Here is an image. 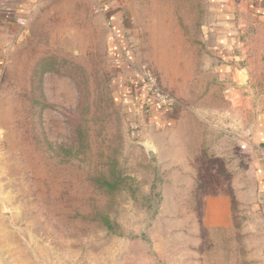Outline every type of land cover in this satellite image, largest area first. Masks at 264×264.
<instances>
[{
    "label": "rangeland",
    "instance_id": "1",
    "mask_svg": "<svg viewBox=\"0 0 264 264\" xmlns=\"http://www.w3.org/2000/svg\"><path fill=\"white\" fill-rule=\"evenodd\" d=\"M112 1L40 0L4 48L0 264H264L241 147L264 101L213 70L214 0ZM144 74L183 105L167 129L125 98ZM218 196L225 228L203 222Z\"/></svg>",
    "mask_w": 264,
    "mask_h": 264
},
{
    "label": "crops",
    "instance_id": "2",
    "mask_svg": "<svg viewBox=\"0 0 264 264\" xmlns=\"http://www.w3.org/2000/svg\"><path fill=\"white\" fill-rule=\"evenodd\" d=\"M40 0H0V74L3 52L18 20L25 22ZM113 5L112 0H106ZM214 15L207 30L209 55L216 57L213 70L219 77L229 78L237 85L252 88L254 97L264 101V0H214ZM113 27L124 30L117 14L110 18ZM115 19L116 22L113 20ZM138 76L126 78L125 98L136 110L145 113L144 126L164 130L182 118L183 105L163 109L147 98ZM260 90V91H259ZM244 149L251 157L254 194L264 212V106L256 114L246 138ZM211 214V216H210ZM231 206L227 196L208 197L204 203L203 222L208 227L230 225Z\"/></svg>",
    "mask_w": 264,
    "mask_h": 264
},
{
    "label": "built area",
    "instance_id": "3",
    "mask_svg": "<svg viewBox=\"0 0 264 264\" xmlns=\"http://www.w3.org/2000/svg\"><path fill=\"white\" fill-rule=\"evenodd\" d=\"M19 25L23 22L18 20ZM141 86L147 98L163 109H173L179 106L178 100L169 92L160 87L155 78L150 74H144L141 78ZM244 148L245 146H241Z\"/></svg>",
    "mask_w": 264,
    "mask_h": 264
},
{
    "label": "trees",
    "instance_id": "4",
    "mask_svg": "<svg viewBox=\"0 0 264 264\" xmlns=\"http://www.w3.org/2000/svg\"><path fill=\"white\" fill-rule=\"evenodd\" d=\"M100 183H102V184L105 185L106 187H109V186L112 185V184H110L109 182H107V181H105V180H103V181L100 182ZM105 226H106V228H107L108 230H112V227L110 226V223H109L108 219H105Z\"/></svg>",
    "mask_w": 264,
    "mask_h": 264
},
{
    "label": "water",
    "instance_id": "5",
    "mask_svg": "<svg viewBox=\"0 0 264 264\" xmlns=\"http://www.w3.org/2000/svg\"><path fill=\"white\" fill-rule=\"evenodd\" d=\"M146 153L149 158L154 156V151L150 147L146 148Z\"/></svg>",
    "mask_w": 264,
    "mask_h": 264
}]
</instances>
